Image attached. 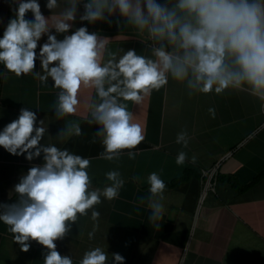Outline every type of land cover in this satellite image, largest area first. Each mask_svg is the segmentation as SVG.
I'll return each instance as SVG.
<instances>
[{
  "label": "clouds",
  "instance_id": "clouds-1",
  "mask_svg": "<svg viewBox=\"0 0 264 264\" xmlns=\"http://www.w3.org/2000/svg\"><path fill=\"white\" fill-rule=\"evenodd\" d=\"M6 2L12 15L6 23L0 20V78L31 73L45 86L50 82L57 119L77 111L81 86L91 88L83 119L96 125L100 158L117 159L125 149L129 159L135 158L132 149L144 136L127 102L139 104L169 80L182 83L189 95L245 91L264 108V0H43L47 14L40 0ZM99 21L133 30L143 49L110 48L90 28ZM37 110L22 106L0 126V147L28 161L39 158L12 185L16 199L0 201V222L21 250L33 241L41 245L43 264H73L56 240L89 209L91 238L100 215L94 205L101 197L115 198L124 179L119 169H110L104 174L110 183L93 187L88 157L43 142L49 127ZM208 111L215 115L213 108ZM80 133L77 120L65 121L56 131L58 140ZM175 142L187 146V132H177ZM186 157L180 150L175 162L183 164ZM189 159L194 163L196 156ZM145 180L149 196L139 199H147L149 221H159L165 182L156 171ZM108 253L98 245L87 248L78 264H123L119 252Z\"/></svg>",
  "mask_w": 264,
  "mask_h": 264
},
{
  "label": "crops",
  "instance_id": "crops-1",
  "mask_svg": "<svg viewBox=\"0 0 264 264\" xmlns=\"http://www.w3.org/2000/svg\"><path fill=\"white\" fill-rule=\"evenodd\" d=\"M11 15L9 4L0 0V20L6 23ZM90 28L112 49L141 51L144 47L141 37L129 28L118 29L102 21ZM36 70H40L38 65ZM55 92L50 82L45 86L31 73L16 76L9 72L6 79L0 78V126L13 119L20 107L36 108L49 127L43 142L88 157L93 187L110 183L104 175L110 169H119L124 179L115 198L101 197L94 205L100 215L91 238L88 233L94 221L89 209L56 240L57 249L70 255L73 264H78L85 249L97 245L109 256L119 252L125 258L123 264H264V108L260 101L234 90L189 95L182 83L169 80L139 104L127 102L144 138L132 149L134 159L128 158L125 149L109 161L98 155L103 146L95 136L96 125L83 119L92 89L81 86L77 111L60 119L51 110ZM70 120L79 121L80 135L58 140L57 129ZM181 130L187 132V146L175 142ZM180 150L187 154L183 164L175 162ZM192 155L194 163L189 159ZM38 162L39 158L28 161L0 147V201L16 199L12 185ZM203 170H214L213 189L205 190ZM152 171L165 182L164 213L155 222L148 219L147 199H139L149 196L145 177ZM12 235L0 222V264H43L41 245L33 241L23 251Z\"/></svg>",
  "mask_w": 264,
  "mask_h": 264
},
{
  "label": "built area",
  "instance_id": "built-area-1",
  "mask_svg": "<svg viewBox=\"0 0 264 264\" xmlns=\"http://www.w3.org/2000/svg\"><path fill=\"white\" fill-rule=\"evenodd\" d=\"M203 175L206 176V181L204 182V188L205 190H208L209 188H214V181H213V175H214V170H203Z\"/></svg>",
  "mask_w": 264,
  "mask_h": 264
}]
</instances>
